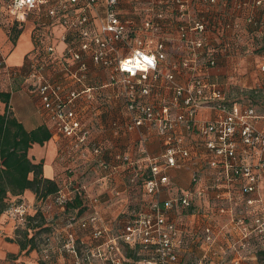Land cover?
<instances>
[{
  "label": "built area",
  "instance_id": "1",
  "mask_svg": "<svg viewBox=\"0 0 264 264\" xmlns=\"http://www.w3.org/2000/svg\"><path fill=\"white\" fill-rule=\"evenodd\" d=\"M0 1H5L9 14L18 22L35 18V48L29 55L26 81L39 113L52 126L53 135L73 142L72 147L79 153L81 147L92 144L102 167L117 171L118 163L104 158L106 148L94 140L90 125L109 108L106 89L113 85L128 112L124 128L131 131L147 126L161 138L164 147L160 154L153 155L146 149V138L141 140L140 150L148 163L144 186L151 200L147 209L128 220L118 234L96 227L92 231L94 244L86 246L87 251L80 255L77 236L70 231L59 237L58 248L56 243H46L37 263L18 258L11 264H55L52 253L72 254L71 264H96L94 258L104 264H126L121 240L139 244L151 254L144 264H178L185 231L170 219V210L174 203L190 207L194 199L191 191L164 200L161 195L171 182L168 171L191 157L187 134L200 137L214 155L212 165L219 167L214 188L220 190L224 181L229 188L238 183L242 194L257 192L264 172V127L258 121L264 117L249 103L231 102L225 85L211 72L238 49L235 32L241 28L236 20L212 19L217 12L211 6L220 0H197L203 5L198 15L193 0H34L32 6L25 3L21 8H17L16 0ZM262 3L263 0H255V5ZM125 4L129 7L128 16L124 15ZM245 4L239 1L235 8L241 9ZM140 14L145 15L140 18ZM21 15L23 19L19 18ZM136 19L141 25L135 23ZM173 26L177 31L173 38L180 44L179 63L165 72L162 63L168 58L167 44L173 39ZM146 30L152 36L151 42L156 39L153 48L143 43ZM209 34L214 36L212 42ZM57 41L63 43L61 50ZM137 53L154 56L155 67L146 72L137 70L135 75L121 70V62L138 58ZM260 69L264 72V61ZM179 75L183 81L177 79ZM162 77L172 93L168 102L157 105L152 99L153 87ZM205 107L215 112L210 120L198 117ZM112 125L121 128L118 121ZM113 157L135 170L136 162L129 155L115 150ZM199 179L194 173L193 183ZM71 186L74 190L84 188L80 184ZM73 189L61 188L53 202L65 209ZM253 202V198L246 199L248 206ZM29 210L30 206L22 202L7 211L18 227L25 224ZM97 219L96 213L83 219L69 215L67 222L69 226L78 223L86 228ZM256 220L264 236V217ZM205 231L210 232V227Z\"/></svg>",
  "mask_w": 264,
  "mask_h": 264
},
{
  "label": "crops",
  "instance_id": "2",
  "mask_svg": "<svg viewBox=\"0 0 264 264\" xmlns=\"http://www.w3.org/2000/svg\"><path fill=\"white\" fill-rule=\"evenodd\" d=\"M127 6V4L123 6L124 12L126 13L124 15L126 16H128L127 14L129 13V7ZM261 11L262 10H256L255 13L264 14V12L261 13ZM132 13L133 12H131V15ZM43 19H45V17ZM135 23L141 25L140 19H136ZM35 25V18L33 17H30L24 22L16 21L12 15L7 13L5 1H0V91L10 92L9 109H11L14 115L23 122L28 130L45 124L52 132V137L49 141H46L43 145L34 143L29 151L30 156L35 162H44V177L55 180L60 187L71 185V183L74 185H82L86 194L89 196V201L87 203L88 207L85 208L82 213L74 209L76 213L80 214L75 217L77 219H83L96 213L98 219L95 223H90L88 228H82L78 223L69 226L67 222L69 214L60 212L55 215L54 209L58 207L60 211H62V208L53 202L52 195H49L43 200H39L36 198V194L30 189L25 190L20 196H12L11 201L12 204H15L21 199L30 206V214H34L37 210H40L45 219L44 226L51 227L49 232L52 231L53 226L56 230L52 233L59 237L71 231L76 234L78 245L82 243L83 247H86L94 244L92 231L96 227L107 230L111 235H116L123 229L124 226L122 224L119 229H115L112 222L117 220L120 221L126 212V206H131L132 203H136L134 202L132 193L133 187L130 186V180H132L133 177L135 178V174L143 176L148 173V164L140 150L142 145L141 140L144 137L146 138V149L148 153L153 155L160 154L164 147L161 138L154 130L147 126L136 127L131 131L124 128L128 120L126 105L124 99L119 96L120 94H117V90L114 86L110 85L106 89L109 97V108L100 118L94 119L93 122L91 121L92 123L90 125L93 130L95 141L99 140H97L95 136L94 128L97 125L101 127V131H103V140L108 143L104 158L111 163H119V168L115 172L104 169V171H100V174L91 178L82 176L84 170L81 171V169H87V164L85 163L89 158L82 159L84 154L75 151L72 147L70 149L64 147V143L69 140L53 135L52 126L47 124L39 113L37 101L31 94L27 85L26 79L28 73L26 71L28 70L29 72L30 68L29 63L27 64V58L29 59L30 53L35 48V42L33 40ZM17 29H19V33H17ZM245 30L247 31L248 29ZM246 31H240L241 34L239 33V35H236L239 42H246V39H249V42H254L255 39H257L258 42H261L263 45L260 53H252V57L249 55V67L251 68V58H253L254 61H259L264 56V37H256L258 33H261L259 30L257 32L250 31L249 36ZM245 33L246 35H244ZM171 34L176 37L177 31L172 30ZM13 36H15L14 39ZM57 43L58 49L61 50L63 48V43L60 41H57ZM25 45L27 46L25 47ZM179 45L176 38H173L171 43L169 42L167 44L168 58L162 63V68L165 72L174 69L173 61H179ZM173 54H176L178 59L174 58ZM225 60L226 59H222L221 62ZM231 60H235L236 64L233 66V80L238 78L241 72L245 70L248 71V69L249 76L254 75V71H251L250 68H246L245 64H237L236 61H244L243 57L239 58L235 56L234 59ZM226 69L227 66L223 64L213 68L211 71L213 78L220 81L223 80ZM237 69L240 71L238 74H235ZM102 77H105L104 74H102ZM260 77L264 79V72H262ZM19 79H21L20 83L18 81ZM177 79L183 81L184 78L179 75ZM224 85L227 92V84L225 83ZM260 87L258 91H264V80H262V85ZM256 91L257 90L254 92ZM171 93L166 80L162 77L155 82L152 99L157 105H162L170 100ZM249 104L254 106L257 113L264 117V108L261 106L263 104H260V106L258 103L251 102ZM5 106L6 104L0 99V112L5 110ZM214 115L215 112L213 110L205 107L199 112L198 117L202 120H210ZM113 121H118L121 124V128L116 129L112 125ZM258 122L260 127H264L263 118H260ZM109 145L112 147L109 148ZM186 145L190 148L191 157L185 160L182 165L171 168L168 171L171 182L167 188H164L161 195L162 200L171 198L178 193L180 195L184 192L191 191L194 199V206L199 204L205 207L211 204L217 205L220 202L229 204L243 202L246 204V199L249 198L250 194H242L239 190L238 183H232L229 188L225 185L226 183L222 181V188L220 190L213 187L217 176H219V167L212 165L214 155L206 149L200 137L187 134ZM115 150H120L123 154L129 155L130 158L136 162L135 170H133L128 163L117 162L113 157V151ZM89 156L94 158L90 153ZM83 163L85 164L84 167L82 166ZM93 169H95L94 166L92 167V170ZM194 173L198 174L200 178L197 183H193L192 181ZM260 179L259 187L264 188V172ZM93 198H97V200L93 201ZM204 209L205 208H203V210ZM210 212L211 209L209 210V213ZM185 214L186 222L184 221L182 225L185 226V230L187 231L185 232L186 236H196L199 239L205 237L204 230L208 226H204L200 223L194 224L191 220L196 215L195 209L193 212H187ZM204 216L209 217L208 214H204ZM126 218L127 217L122 220L125 221ZM172 218L174 217L172 216ZM16 228V221L10 217L8 211L0 214V264H11L8 260L14 258H21L28 262L37 263L39 261V250H21L20 245L16 241L9 240V238H14ZM193 230L196 231L195 234L192 233ZM58 245L59 244L56 243L55 247L58 248ZM201 247H203V245ZM192 248L193 247L190 246V248L188 247L186 250H192ZM8 254H12L13 257L9 258ZM56 257L55 264H71L74 261V256L69 253H65V255L62 256L57 255Z\"/></svg>",
  "mask_w": 264,
  "mask_h": 264
},
{
  "label": "rangeland",
  "instance_id": "3",
  "mask_svg": "<svg viewBox=\"0 0 264 264\" xmlns=\"http://www.w3.org/2000/svg\"><path fill=\"white\" fill-rule=\"evenodd\" d=\"M223 4H224L223 0H220L219 3H217L214 6H211V8L214 10L219 8L218 9L219 11L216 14L215 13L212 14V16H214L212 19H216V21H219L221 19L225 20L227 18L226 14L223 11ZM193 7L195 9L198 8V10L195 13L197 15L203 9V5H201L197 0H193ZM6 11L7 13H9L7 8ZM144 15L145 14H140L139 17L140 18L144 17ZM175 28L176 27L173 26L170 31L172 30L176 31ZM245 29L246 28H244L241 25L239 31L245 32L246 31ZM246 33L249 36V32L246 31ZM246 33L244 35H246ZM150 37L152 36L150 35V32H148V30L143 32L142 39L144 45L153 48L155 46L154 42L156 39L154 37V39L151 42L149 40ZM170 37L173 38V35L171 34ZM256 37L260 38L263 36L261 35V33H258ZM213 39L214 36L212 34H209V39H208L209 42H212ZM237 42H238V49L235 50L233 56L231 58H226L224 62H221V64L227 66V69L224 72L225 77L223 80H221V82L223 84L225 83L227 84L226 85L228 88L227 96L231 102L258 103L259 106L260 104H263L261 106L264 108V91L261 92L258 91L261 88L260 86L262 85V80H264L263 77H260V75L263 72L260 69V65L264 61V56L259 61H254V59L251 58L250 60L251 68L249 67V55L251 56L252 53L257 54L256 52L260 53L261 47H263V45L261 42H258L257 39H255L254 42L253 41L249 42V39H246V42H239V41ZM26 46L27 45H25V47ZM173 56L174 58L178 57L176 54H173ZM235 56L239 58L241 57L244 58V61L242 62L236 61V62L238 65L245 64L246 68H250L251 71H254L253 76H249V69H248V71L245 70L244 72L240 73L242 76L241 75L238 76V78H235V80L232 79L234 78L232 77L234 73L233 66H235L236 64H235V60H231V59H234ZM173 62L174 64L179 63L178 60L176 62L175 61ZM239 71L240 70L237 69L235 71V74H238ZM258 71L261 73H259ZM18 81L20 83L21 79H19ZM255 90L257 91L254 92ZM94 130H95V136L97 140H99L96 142L103 144L104 148H106L108 143L105 140H103L102 137L103 131H101V127L97 125L95 126ZM64 145H65L64 147L70 149L73 145V142L67 141L64 143ZM111 147L112 146H110L109 148ZM79 150L82 151L80 153L84 154L83 155L84 157H82V159L89 158L88 161L85 163L87 164V169L84 168L81 169V171L84 170L82 176L91 178V177H95L97 174H100V171L102 170L104 171V168L102 167L98 159L99 157L95 156L92 151V144L85 145L83 146V148L81 147V149ZM89 153L93 155L94 158L89 156ZM85 164L83 163L82 166L84 167ZM93 166L95 167V169L92 170ZM118 167H119V163H118ZM144 179L145 177H143L142 175L135 174V178L133 177V179L130 180V186L133 187L132 193L134 196V202L136 203H132L131 206H126L125 208L126 212L124 213V216L120 219V221L117 220L112 222L113 223L112 225L114 226L115 229L117 228L119 229L121 227V224L123 225L124 223V220H122L123 218L134 214L137 215L144 209H147L148 201L151 200V196L146 193L144 186ZM71 185H65L64 187L61 188H63L66 191L68 190L71 191ZM178 195L179 193L177 195H173V198L177 197ZM249 198L254 199L253 204L249 206H247L243 202H237V204L220 202L217 205L211 204L210 206H205V207L199 204L195 205L192 211H194L195 209L196 215L191 219L192 222L194 224L200 223L204 226L210 227V232H206L204 230L205 237H202L200 239L196 236L193 237L191 236L188 237V235L186 236L185 232L187 231L185 230V226H183L182 223H184V221L186 222L185 213H187V210L183 209V207L174 203L173 208L170 210V219L177 223L179 229L182 232L185 230L184 236H181V238L182 240H184V243L186 240V244H189V248L190 246L193 247L192 250L189 249L187 253L181 251L182 259L186 264H264V236L263 233L260 232L258 228V222L256 220L258 217H264V188L258 186L257 192L250 194ZM59 207L62 208L61 206ZM203 208L205 209L203 210ZM74 209H75L74 207H71L67 210L66 213L72 216L80 215L76 213ZM210 209L211 212L209 213ZM60 212H64V211H60L58 207L54 209L55 215H57ZM204 214H208L209 217H205ZM172 216L174 218H172ZM53 229L54 226L52 227V231H50L51 233L48 231V232H43L41 234L40 237L41 249L39 251H42L43 247H46L45 246L46 243L55 244L59 240V236H56L55 234L52 233L56 230ZM192 233L195 234L196 231L193 230ZM207 236H210V239H208ZM202 245L203 247H201ZM78 246H79L80 255H84V253L87 251V248L85 246L83 247L82 243H80V245ZM121 255L122 256L125 255L124 249L122 250ZM52 256L57 258L56 253H52ZM136 256H137L136 254L134 255L131 253L130 255L131 259L129 260L127 258L126 264H132L133 263L132 260H136ZM8 257L12 258L13 255L8 254ZM17 259L18 258H14L8 261L12 263L13 260L15 261ZM94 262H96V264H104L102 261L100 260L98 261V259L96 258H94ZM137 264H144V262L139 261Z\"/></svg>",
  "mask_w": 264,
  "mask_h": 264
},
{
  "label": "trees",
  "instance_id": "4",
  "mask_svg": "<svg viewBox=\"0 0 264 264\" xmlns=\"http://www.w3.org/2000/svg\"><path fill=\"white\" fill-rule=\"evenodd\" d=\"M239 1L246 4L241 9H236L235 7ZM223 2V11L227 18L225 20L221 19L222 22L236 20L244 28L248 29L247 32H257L259 30L264 37V14L255 13L256 10H262L261 13L264 12V0L261 5H255V0H223ZM218 9H216V12L219 11ZM17 33H19V30ZM235 33L239 35L240 31L236 30ZM14 38L15 36H13ZM28 63L29 59L27 58ZM26 72L28 73V70ZM10 96V92L0 91V99L6 104L5 110L0 112V214L7 211L13 205L11 201L12 196H20L27 189L32 190L39 200H43L49 195H52L54 198L61 189L55 180L44 177V162H35L29 154L34 143L45 144L46 141L51 139L52 132L45 124L28 130L23 122L9 109ZM147 175L148 173L144 174L143 177L146 178ZM71 188L73 189V186ZM86 197L88 195L84 188L73 189L70 199L65 204L66 208H62V211L66 213L69 208L74 207L79 213H82L88 207L87 203L89 199H86ZM22 202L19 199L15 204H21ZM162 202L161 204H163ZM181 207L187 210V212H193L194 205ZM135 215L128 216L123 226ZM44 223L45 219L40 210H37L34 214L29 213L25 224L18 226L15 231V237L9 238V240L16 241L20 245L21 250H40L41 234L50 230V227H45ZM121 245L123 246L126 258L129 260L131 259V253L137 255L136 260H132L134 264L151 258V254L143 250L139 244H129L121 240ZM188 247L189 244H186L185 240L182 251L187 253L186 249ZM41 255L42 251H39V258ZM55 259L57 258L54 257ZM178 264H186L182 259L181 252Z\"/></svg>",
  "mask_w": 264,
  "mask_h": 264
},
{
  "label": "clouds",
  "instance_id": "5",
  "mask_svg": "<svg viewBox=\"0 0 264 264\" xmlns=\"http://www.w3.org/2000/svg\"><path fill=\"white\" fill-rule=\"evenodd\" d=\"M25 3H27L29 6H32L34 0H16L17 8L23 7ZM19 18L23 19L24 17L21 15ZM137 57L138 58L122 61L121 70H126L132 75H135L137 70L146 72L149 68H154L156 65V58L154 56H147L143 53H137Z\"/></svg>",
  "mask_w": 264,
  "mask_h": 264
}]
</instances>
